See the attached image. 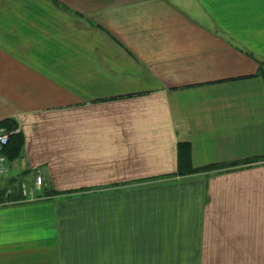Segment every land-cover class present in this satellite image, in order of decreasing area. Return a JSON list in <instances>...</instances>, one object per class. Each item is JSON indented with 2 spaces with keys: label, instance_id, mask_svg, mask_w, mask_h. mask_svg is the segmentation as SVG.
Returning <instances> with one entry per match:
<instances>
[{
  "label": "crops",
  "instance_id": "0c3cea01",
  "mask_svg": "<svg viewBox=\"0 0 264 264\" xmlns=\"http://www.w3.org/2000/svg\"><path fill=\"white\" fill-rule=\"evenodd\" d=\"M21 9L0 7V264H264V0Z\"/></svg>",
  "mask_w": 264,
  "mask_h": 264
},
{
  "label": "built area",
  "instance_id": "2783aa9c",
  "mask_svg": "<svg viewBox=\"0 0 264 264\" xmlns=\"http://www.w3.org/2000/svg\"><path fill=\"white\" fill-rule=\"evenodd\" d=\"M13 132L14 131H9L5 128L0 127V180L5 178L10 170V165L8 163L5 151L10 140V135ZM34 182L35 184L33 188H29L24 184L21 186V191L24 196L31 195L33 190L36 191V189L40 187L42 182L41 176H36Z\"/></svg>",
  "mask_w": 264,
  "mask_h": 264
},
{
  "label": "rangeland",
  "instance_id": "374dc122",
  "mask_svg": "<svg viewBox=\"0 0 264 264\" xmlns=\"http://www.w3.org/2000/svg\"><path fill=\"white\" fill-rule=\"evenodd\" d=\"M49 3L46 2L45 5H48ZM37 5H41V0H0V7H7V8H11L13 9L14 11V15L15 17H24L25 14L24 13H21L22 12V9L23 7H34V6H37ZM8 15V14H7ZM6 15V16H7ZM48 15V14H46ZM8 125L9 123L6 122V123H0V127L2 128H8ZM35 190H33L32 194L31 195H26L24 197H33L35 196ZM88 194L91 193V194H95V193H98V192H102V191H86ZM48 194H51V192L49 191ZM63 195V197H68L70 195V192H62L60 193Z\"/></svg>",
  "mask_w": 264,
  "mask_h": 264
},
{
  "label": "trees",
  "instance_id": "16d2710c",
  "mask_svg": "<svg viewBox=\"0 0 264 264\" xmlns=\"http://www.w3.org/2000/svg\"><path fill=\"white\" fill-rule=\"evenodd\" d=\"M6 122L9 123L8 128L6 129L9 131H13L15 129V125L12 124L11 121H3L1 123H6ZM20 144H21L20 137L18 136V134L13 132L10 135V140L6 147V151H5L6 155L8 156V153L16 154L19 151Z\"/></svg>",
  "mask_w": 264,
  "mask_h": 264
}]
</instances>
